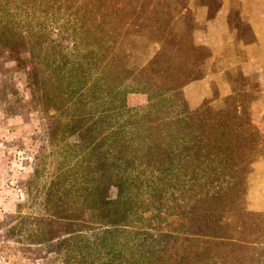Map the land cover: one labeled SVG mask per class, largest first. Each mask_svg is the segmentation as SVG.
<instances>
[{
    "label": "trees",
    "instance_id": "16d2710c",
    "mask_svg": "<svg viewBox=\"0 0 264 264\" xmlns=\"http://www.w3.org/2000/svg\"><path fill=\"white\" fill-rule=\"evenodd\" d=\"M130 1H60L75 5L87 36L77 58L88 74L67 71L75 79L56 85L89 107L73 99L62 125L64 141L76 134L77 161L54 184L70 230L52 254L61 264H264V210L250 208L247 191L264 121L240 108L244 87L228 95L219 87L212 98L187 93L198 70L190 61L198 53L207 67L206 49L190 32L163 38L155 27L170 19L165 10L184 13L169 0H145L131 14ZM149 23L161 47L152 57L135 50L142 60H134L125 43L142 44ZM137 91L148 96L142 114L126 105ZM54 126L52 138L60 137Z\"/></svg>",
    "mask_w": 264,
    "mask_h": 264
},
{
    "label": "rangeland",
    "instance_id": "374dc122",
    "mask_svg": "<svg viewBox=\"0 0 264 264\" xmlns=\"http://www.w3.org/2000/svg\"><path fill=\"white\" fill-rule=\"evenodd\" d=\"M60 1L0 0V264L63 261L52 252L70 227L60 219V209L66 203L54 184L57 176L64 178L77 161L70 146H76L78 139L75 134L64 141L67 134L62 125L65 127L71 113L68 105L73 99L89 106L80 96L70 97L71 91L56 85L75 79L71 74H88L83 60L77 58L87 50L83 45L87 36L71 15L75 5L69 8ZM169 1L171 8L178 6L184 14L165 10L170 19H162L155 27L161 28L163 38L190 32L187 36H193L195 45L205 47L209 59L207 67L198 53L190 61L198 70L186 81L187 93L196 99L207 94L212 98L221 91L219 87L224 95L236 86L244 87L242 100H234L251 118L264 121V0ZM144 2L131 0V8L135 7L131 14L138 13ZM90 9L92 6L87 7ZM84 20L91 22L87 16ZM145 20L154 22L156 17ZM128 24L136 29L135 22ZM148 25V38L142 39V44L125 43L133 56L137 50L143 57H152L161 47L151 32L155 27ZM4 38H9L5 44ZM134 60H142L139 53ZM193 79L202 80L190 82ZM130 89L129 84L123 86L127 92ZM125 100L133 112L147 110L148 96L143 92L129 93ZM54 125L60 126L56 129L62 130L60 137L52 138ZM254 156L247 189L250 208L264 210V150ZM112 191L107 192L109 197Z\"/></svg>",
    "mask_w": 264,
    "mask_h": 264
}]
</instances>
